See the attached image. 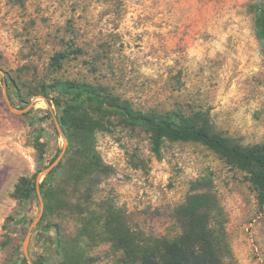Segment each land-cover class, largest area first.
<instances>
[{
	"label": "rangeland",
	"instance_id": "rangeland-1",
	"mask_svg": "<svg viewBox=\"0 0 264 264\" xmlns=\"http://www.w3.org/2000/svg\"><path fill=\"white\" fill-rule=\"evenodd\" d=\"M252 1L0 0V264H120L98 233L97 203L147 237L172 240L181 233L176 208L202 192L221 209L225 264H264V205L244 173L201 143L165 140L157 159L149 135L116 115L93 111L104 122L94 144L109 175L75 179L64 153L50 209L37 191L64 145L56 108L39 94L57 82L89 84L137 112L203 117L242 146L263 143L264 53ZM33 177L25 205L16 186Z\"/></svg>",
	"mask_w": 264,
	"mask_h": 264
},
{
	"label": "trees",
	"instance_id": "trees-1",
	"mask_svg": "<svg viewBox=\"0 0 264 264\" xmlns=\"http://www.w3.org/2000/svg\"><path fill=\"white\" fill-rule=\"evenodd\" d=\"M249 11L253 15L255 38L264 53V0H253ZM64 58L59 54L55 60L58 62ZM13 91L16 93V88ZM39 94L56 108L62 137L67 141L68 175H74L75 179L85 181L92 176H107L111 171L103 164L94 144L95 133L105 127L103 120L94 116L93 111H97L116 115L125 125L146 132L151 142V153L157 159L161 158L165 140L209 146L226 164L244 173L259 205H264V142L248 146L231 142L212 132L203 122V117L186 118L180 112H137L125 102L89 84L57 82L49 91L42 90ZM55 137H60L57 132ZM38 145L41 144L38 142ZM61 167L60 161L39 184L45 209H50L52 204L56 173ZM35 191L34 177L21 178L16 186L17 199L26 205L34 199ZM97 205L101 211L98 233L115 253L120 254V264H225L230 255L224 229L215 226L221 209L208 193H194L176 208L175 217L181 233L172 240L147 237L142 231L128 227L123 213L110 206L105 207L101 202ZM25 220L21 218L17 223L22 224ZM53 243L59 245L58 240ZM68 254L70 250H65V257ZM36 264H42V260Z\"/></svg>",
	"mask_w": 264,
	"mask_h": 264
},
{
	"label": "water",
	"instance_id": "water-1",
	"mask_svg": "<svg viewBox=\"0 0 264 264\" xmlns=\"http://www.w3.org/2000/svg\"><path fill=\"white\" fill-rule=\"evenodd\" d=\"M0 75H2L3 77H4V75H5V73L0 69ZM8 104H9V107L11 108V104H10V102H8ZM13 110V109H12ZM14 112H16V113H19V114H22V113H25L26 112V109L25 110H21V111H14ZM57 130H58V132H59V134H61V136H62V131H61V129H60V126H59V124H57ZM64 138V137H63ZM66 146H67V141H66V139L64 138V145H63V150H62V152H61V154L59 155V157L50 165V166H48L43 172H41V174H39L38 175V178L40 177V176H46L49 172H51L59 163H60V161H61V158H62V156L64 155V153H65V149H66ZM37 191H38V195H39V198H40V202H41V209H43V201H42V197H41V193H40V191H39V189H37ZM40 219V216H39V218L37 219V221Z\"/></svg>",
	"mask_w": 264,
	"mask_h": 264
}]
</instances>
